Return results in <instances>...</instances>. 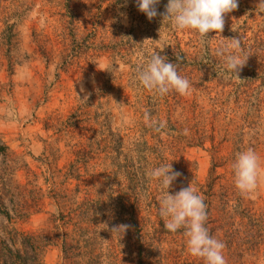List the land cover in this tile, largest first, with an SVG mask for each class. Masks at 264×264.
Masks as SVG:
<instances>
[{
  "label": "rangeland",
  "instance_id": "374dc122",
  "mask_svg": "<svg viewBox=\"0 0 264 264\" xmlns=\"http://www.w3.org/2000/svg\"><path fill=\"white\" fill-rule=\"evenodd\" d=\"M111 1L0 0V206L10 214L0 212V245H12V228L46 235L43 264H204L188 252L185 230L169 232L159 214L163 189L148 173L170 164L180 176L169 194L190 186L202 197L226 264H264V89L255 102L249 86L145 89L136 72L153 50L168 49L172 24L164 11L149 20L135 0ZM247 12L253 36L264 29L259 16L233 17ZM124 32L134 46L124 40L115 55ZM178 35L184 46L188 36ZM177 71L190 83L200 75ZM145 112L165 127H150ZM248 149L259 158L257 186L242 193L232 165ZM88 199L105 210L91 208L81 222ZM120 225L124 232L113 231Z\"/></svg>",
  "mask_w": 264,
  "mask_h": 264
},
{
  "label": "clouds",
  "instance_id": "9594fccd",
  "mask_svg": "<svg viewBox=\"0 0 264 264\" xmlns=\"http://www.w3.org/2000/svg\"><path fill=\"white\" fill-rule=\"evenodd\" d=\"M138 10L151 20L158 15L156 5L160 0H135ZM239 0H168L164 13V22H171L176 30H194L201 38L208 37L209 32L220 33L224 28V16L238 8ZM256 13L264 14V0H258ZM228 44H221L215 50V55L222 60V67L226 73L236 75L244 66L247 55L241 46L239 38L228 39ZM115 71L116 68L112 67ZM139 84L147 90H155L160 96L170 90L180 94H187L190 82L177 71V65L168 63L166 57L158 55L154 50L146 62L136 72ZM144 120L150 127L160 131L165 123L152 120L148 112L144 113ZM258 156L252 150L240 152L236 155L232 165L235 186L242 193L252 192L257 186ZM149 177L160 182L163 196L160 200L159 214L167 218L165 228L172 233L183 228L187 237V249L190 255L201 258L204 264H226L223 250L225 245L213 238L205 227L207 220L206 205L202 197L194 188H182L174 195L168 189L180 176L174 172L171 165H162L152 169ZM120 225L113 229L119 232L126 229Z\"/></svg>",
  "mask_w": 264,
  "mask_h": 264
},
{
  "label": "trees",
  "instance_id": "16d2710c",
  "mask_svg": "<svg viewBox=\"0 0 264 264\" xmlns=\"http://www.w3.org/2000/svg\"><path fill=\"white\" fill-rule=\"evenodd\" d=\"M252 1L258 3V0H239L238 7H240L241 10H234L225 14L224 28L220 33H216L215 31L209 32L208 37L201 38L194 30L185 29L181 31L173 28V30H171L172 33L169 36L172 41L170 42L168 49L165 50L164 54H161V56L166 57L168 63L176 64L177 66H192L194 71H199L200 75L198 81L195 82L193 80L190 83L194 89H203L205 87L210 88L211 84L223 88L232 86L234 89L249 86V88H252L253 94L255 95L253 101H257L261 92L260 90L264 89V29L258 30V32L254 33L252 36L250 27L246 25L248 20L254 22L252 13L247 12L248 15L243 19L233 17L237 12L242 14L243 9L251 10L256 16L260 17V21L264 27V14H257L254 8H249V5H247L248 2ZM117 4H122V0H112L110 5L111 7H114ZM166 5V0H160V3L156 5V9L159 12H163L165 11ZM134 17L137 18L135 15ZM119 27L123 29L120 24ZM12 30V25H8L4 28V31L7 32L8 40L12 34ZM178 32L184 33L188 36L186 43H183L185 47L181 44ZM232 38L240 39L244 54L248 56L244 66L236 75L226 73L223 70L221 58L215 55L216 48L221 44H228V39ZM124 40H127L126 46L128 48H133L135 38L126 36V32H124L122 40L112 47V52H114L115 55H121V48L122 46H125ZM145 49L147 50L146 55H148L149 50L148 48ZM245 69L248 73L242 75L243 70ZM6 148L7 147L4 145L0 146V150H6ZM79 160L82 161V159L79 158L77 162H79ZM82 184L87 186V181H83ZM127 204L131 206L130 213H128L125 206L123 207L126 208L125 210L130 216L129 220L135 221V213H132V207L134 206L128 201ZM104 206L105 205L102 204L99 199L95 202L91 199H88V201H82L79 205L80 214L82 215L80 221L83 222V219H85L87 212L91 210V208L95 209V215L96 213L99 214L100 212H104ZM0 212L7 220L10 219L9 212L2 209L1 206ZM6 233L10 235V240L14 244L18 242V246L16 245V247H13V243L10 245L5 241H2L0 245V264H43V254L50 245L49 239L46 235L32 233L26 234L12 228L6 231ZM62 234V253L67 259L68 257H72L70 244L72 239L70 238L71 240H69L65 231H63Z\"/></svg>",
  "mask_w": 264,
  "mask_h": 264
}]
</instances>
